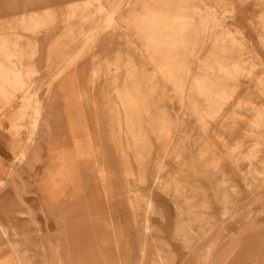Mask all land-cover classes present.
<instances>
[{"label":"bare ground","instance_id":"bare-ground-1","mask_svg":"<svg viewBox=\"0 0 264 264\" xmlns=\"http://www.w3.org/2000/svg\"><path fill=\"white\" fill-rule=\"evenodd\" d=\"M213 1L215 4L202 9L192 4L191 0H26L29 14L22 15L17 22L0 23V133L12 140V147L3 157L9 166L6 169L0 166V173L6 171V177L0 180V208L6 203L7 208L12 206L9 199L14 197L13 189L7 183L13 178L14 171V176L19 178L21 172L29 175L32 169L31 177H37L41 183L37 188L42 205L57 207L49 219L52 230H55L56 224L64 230L62 223L66 219L69 221L71 218L68 217L74 212V207L66 211L58 209L62 178L65 176L62 177V167L66 165L67 176L68 172L70 175L76 173V168L71 163L69 165L70 154L59 152L56 155L53 148L46 147L49 144V121L45 115L49 107L48 102L40 97L43 85L36 59L42 41L63 24L64 36L48 46L47 62L60 67L49 71L44 99L62 91L66 81L75 85L84 71L76 64L90 51L100 50L93 55V59H98L89 81L95 88L96 81L103 79L100 94L105 99L102 106L109 114L111 141L128 166L135 163L137 171L143 173L134 179L137 185L148 183L147 172L151 168L156 169V173L151 175L152 184L169 200V203L166 201L163 204L162 211L157 198L133 192V196L127 199L132 216L126 226L119 228H116L118 219L109 209L102 226V235L107 238L97 242L102 248L91 250L84 262L200 264L203 261L205 264H224L223 260H212L213 242L206 241L201 247L207 251L206 259L197 254V243L212 233H217L218 239L225 234L228 236L232 226L245 222L251 225L250 228L243 236L239 231L235 234L236 244L227 255L231 264H242L240 245L249 235L264 232V102H238L237 107L252 113V117L244 119L246 113L239 112L230 114L231 117L240 115L243 118L240 119L247 122L243 138L250 144L245 152L241 150L242 145L230 148L225 138L215 137L225 151L221 152V148L213 150L206 144L196 164L184 160L182 155L186 152V145L182 144L181 155L174 154L175 151L166 153V146L163 154L155 158L152 156L153 145L150 144L152 137L170 138L174 134L170 128L171 117L166 109L161 108L156 96L159 91L166 90V83L175 86V93L179 95L190 88L192 95L202 98L204 106L194 108L202 134L212 132L211 124L216 118H225L220 121L225 130L236 122L227 118L224 107L235 98L236 87L244 78L254 80L259 97L264 98V75L260 77L254 73L257 68L264 67V61L257 54L244 57L242 51L247 46L240 41L232 40V47L223 49V58L212 50L207 58L198 59L196 62L201 66L202 74H190L189 67L181 63L182 55L195 56L201 52L195 47L204 44V39L208 38L210 43L218 46V42L225 43L230 35V31L219 33L211 29L210 32V24L218 21L220 14L225 12L221 6H229L230 11L237 10V7L231 0ZM259 25L261 45L264 47V13ZM120 32L124 33L123 37ZM24 33L30 34V37L22 44ZM120 39L125 44V50L114 52L113 43ZM98 45L104 49L110 45L111 52ZM132 48L135 54L130 51ZM137 56L145 57L146 61L139 62ZM74 94L91 102L97 112L99 106L85 97V91L77 90ZM17 99L21 101L15 109ZM197 100L200 99L190 96L188 102L196 103ZM22 133H25V139L21 138ZM42 143L46 146L42 147ZM78 143V153L74 154L75 158L82 160L88 155L81 146L82 141L78 140ZM52 155L56 169L51 162L48 164ZM223 156L231 164L230 167ZM3 159H0V165L5 163ZM168 159L173 161L171 167L178 170L165 179L157 171L162 173L165 170ZM36 164L41 168H37ZM198 165L204 168L199 174L207 183L198 180L194 187L186 181L183 184L178 175L182 174L180 169ZM90 172L92 179L98 175L103 181L108 180L105 168H100L95 174L92 166ZM127 172L130 171L127 169ZM135 172L134 168L130 173ZM26 190L23 186L20 192L27 194ZM46 192L49 193L47 197ZM106 196L110 202V195L107 193ZM14 210L12 207L9 219L0 220L1 249L7 253L1 264H45L42 260L35 263L28 241L21 236L19 238L13 230L24 222V216L30 215L32 210L28 213L27 209L26 213L22 209ZM134 210L140 212L136 214ZM12 234L15 237L11 238ZM54 235L53 232L52 239ZM39 238L44 240L42 235ZM73 255L71 249L61 248L59 253L53 250L50 262L67 264L73 260Z\"/></svg>","mask_w":264,"mask_h":264},{"label":"rangeland","instance_id":"rangeland-1","mask_svg":"<svg viewBox=\"0 0 264 264\" xmlns=\"http://www.w3.org/2000/svg\"><path fill=\"white\" fill-rule=\"evenodd\" d=\"M169 1L172 2L173 0ZM231 1L234 3L235 8L237 7V10L230 11L229 6H221L220 8H223L225 12L220 14L218 21L211 22L210 24V32L211 29L219 33L230 31V35L227 37V40H225L226 42L222 44L218 42V46H214L207 38L204 39V44L200 43L195 47L197 50L201 49L200 53L197 52L195 56L182 55L180 57L181 63L189 67L190 74H202L201 66H199V63L196 61L198 59L203 60L207 58L212 50H216L217 56L223 58L225 54L223 49L232 47V40L240 41L247 46V49L244 50V52L242 51L244 57L248 58L257 54L260 57L259 59L264 61V47L261 45V28L259 25L260 17L264 13V0ZM214 2L213 0H191L192 4L194 3L202 9H204L206 5L213 4ZM27 13L29 14L30 10L27 7L26 0H0V23L17 22L22 15H26ZM51 34L52 35H49L47 40L42 41L40 53L36 58L37 67L40 69L38 75L42 78L40 83L43 85L40 90V97L48 102L47 106L49 107L45 115L48 117L49 121V130H47L49 144L46 146L42 143L41 146H46L50 149L53 148L56 151V155L59 152L70 154L68 162L69 165L71 163L75 166L76 173L70 175L68 172L67 176V173H65V171H67L66 165H63L62 177L64 174L65 176L62 178L61 204L58 205V209L66 211L70 209V207H74V212L70 214L68 211L70 214L68 218L71 219L69 221L66 219V221L62 223V228H64V230L57 224L55 230H52V223H49V219L57 207L49 204L45 206L42 205V197L37 188L41 183L38 181L37 177H31L33 172L31 169V172L28 173L29 175L21 172L19 178L14 176V171L13 178L7 183L9 185L8 187L13 189L12 192L14 197H11L13 199H9V202L12 201V206L7 208L8 205H6V203L3 208H0V220L10 218L9 212H11L12 207L16 209V211H20V209L25 211L27 209V213L32 210V215L29 213L30 215L24 216V222L18 224L13 230H16L19 238L21 236L25 241H28L27 244L31 246L35 263L42 260L46 262L45 264H51L50 260L53 256V250L59 253L61 248H66L69 251L71 249L74 254L73 260H70L71 264H86L84 259L89 257L91 250L102 248V245H100L101 243L97 242L107 238V236L105 238V236L103 237L102 235L104 229L102 226L106 222L105 215L108 214L107 211L109 209L112 214L116 216V220L118 219L116 221V223H118L116 228H119V226H126L130 221L129 217L131 211L129 210L130 204L127 199L129 196H133V192H137L138 195L151 196L154 197V199L157 198L161 210L163 209V204L166 203V201L169 203V200L165 198L166 196L161 190L155 188L152 184L151 175L156 173V169L151 168L149 172H147V178H149L148 183L145 185H137L134 179L143 173L141 171L139 172V170L137 171L135 163H132V166H128L125 160L118 155L116 146H114L111 141V130H109L108 122L109 114H107L106 109L102 106L105 99L100 94V87L103 79L99 78L96 81L95 88H93V83L89 81L91 70L96 67L98 59H93V55L100 50L90 51L88 55H84L76 64L77 68L84 71L81 73L79 79L76 78L77 81H75V85L70 81H66L67 83L62 91L59 90L53 97L44 99V93L49 82V71H55L60 67L55 63L47 62L49 53L48 46L57 40L60 41V38L64 36L63 24H60L58 29ZM120 34L122 37L124 36L123 32H120ZM23 35L25 36L22 44L26 43L28 41L27 39L30 37V34L27 33ZM109 46L110 45H106V49H104L98 45L99 48L111 52ZM112 49L114 52L124 51L125 44L120 39L116 41V43H113ZM130 51L135 54V49L132 48ZM136 58L139 62L146 61L143 56H137ZM254 73L261 77V75H264V67L257 68ZM166 87V90L159 91L156 96H158L157 99L161 108L166 109V112L171 117V121L169 122L172 125L170 128L173 129L174 134L170 138H163L160 136L150 139V144L153 145V157L157 158L161 156L166 146H168V148H166V153L175 151L174 154L178 153V155H181L183 154V144L186 145V152L182 155L185 156L184 160L191 163L196 162V164H198L199 161H196V159L199 153L204 150L206 144L210 145L212 149L220 150L221 147L218 145V141L215 140V137L218 138L220 136L226 139L230 148L242 145L241 150L245 152L246 149H248L250 143L246 142L245 138H243L247 122L241 120L243 118L240 117V115L238 117L236 115L235 117H231L230 114L239 112L241 114L246 113L244 119L247 116L252 117V113L248 111L243 112L242 109L237 107L238 102H243L245 100H250L255 104L264 102V98L259 97V92L255 86L254 80L249 78L241 80L240 85L236 87L235 98L229 101L224 107V111L228 115L227 118L236 121L234 124L229 125L230 129L225 130L220 126V121L225 120V118L219 117L211 124L212 132L207 134L201 133L199 122L195 117L196 112L194 111L196 106L200 108L204 106L202 98L192 95L190 88H186L183 94L179 95L175 93V86L172 87V85L166 83ZM77 90L79 92L85 91V97L97 103L99 106L97 112L94 111L92 104H90L91 102L89 103L87 100H81L74 94ZM190 96L197 97L200 100H197L196 103H190L188 102ZM20 101V99H17L16 104H14L15 109L20 106ZM23 131L24 129H22V132ZM23 134L25 133H22V135ZM90 135L92 137H90ZM21 138L25 139L26 135L21 136ZM78 140L82 141L81 146L86 155H88L83 157V163L81 162L82 160L75 158L74 154V152L76 154L78 153V149H76L78 144L80 145ZM11 143L12 140L9 139V136L0 133V159H3L4 154L9 152L8 148L12 147ZM230 148L228 150H230ZM220 151L224 152L225 149L223 150V148H221ZM53 159V155L48 159V164L50 165L51 162V166L53 164ZM223 160L229 164L224 156ZM3 162L5 163L0 165L2 166L1 169H6L9 163L6 160ZM151 163L152 162L149 164ZM167 163L168 166L162 173L157 171L165 179L173 174L174 170H178L171 167L173 163L172 159H168ZM36 165L37 168H41V165L40 167L38 164ZM92 166L95 174H98L97 171L100 170V168H105L107 171V176L105 177H108V180L103 181L98 175L92 179L90 172ZM228 166L230 167L231 164ZM55 167L56 165L53 166V169ZM134 168L136 172L133 174L130 173ZM127 169L130 171V176L128 175ZM201 169L204 168L199 165L196 167L185 166L181 168L180 171L182 174H178L180 175V181L183 182V184L186 181L189 186L193 187L197 186L198 180L207 183L202 177V174H199ZM4 177H6V171L0 173V180ZM23 186L27 189V194L20 192ZM106 192L110 195V202L108 201L109 199L108 196H106ZM47 195H49L48 192H46L45 196L47 197ZM14 199L16 203L13 201ZM22 202L23 204L21 205ZM134 211L136 214L140 212L138 210ZM139 218L142 219L141 216H139ZM158 219L161 220V218H157V220ZM40 220L42 221L40 222ZM45 220H47L46 223L42 224ZM250 226V224L247 225L245 222L239 223L237 226L234 225L232 226V232L229 233L228 236H226V234L223 235L220 239H218L217 233H212L197 243V254L199 257L201 256L206 259V255H208L207 251L205 248L201 247L206 241L213 242L215 247L211 255L212 260H223L224 264H231L227 255L236 244L234 240L235 234L239 231L240 236H243L247 233L246 231ZM53 232L56 235H54L52 239ZM41 235L44 240L39 238ZM45 236H47V238H45ZM10 237L12 238L15 236L12 234ZM240 246L241 250L239 254L243 259L242 264H264V232L249 235ZM5 257H7L6 250H2L0 244V264ZM70 263L68 262L67 264ZM200 264L205 263L202 261Z\"/></svg>","mask_w":264,"mask_h":264}]
</instances>
